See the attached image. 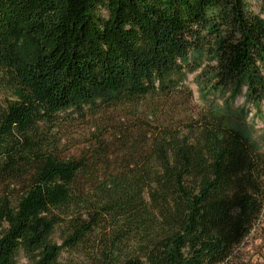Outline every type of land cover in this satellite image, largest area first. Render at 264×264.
<instances>
[{"label": "trees", "instance_id": "trees-1", "mask_svg": "<svg viewBox=\"0 0 264 264\" xmlns=\"http://www.w3.org/2000/svg\"><path fill=\"white\" fill-rule=\"evenodd\" d=\"M205 55L196 106L184 77ZM0 74L17 89L0 103V264H223L264 216V149L231 104L264 107L249 0H0ZM73 128L86 146L66 157Z\"/></svg>", "mask_w": 264, "mask_h": 264}, {"label": "rangeland", "instance_id": "rangeland-1", "mask_svg": "<svg viewBox=\"0 0 264 264\" xmlns=\"http://www.w3.org/2000/svg\"><path fill=\"white\" fill-rule=\"evenodd\" d=\"M252 11L260 13L264 17V0H249ZM209 63H213L212 59L205 55L202 65L196 70L185 74V85L192 91L194 98V105H201L203 98L207 96L206 86L202 83V72L204 67ZM15 85L0 74V103H4L7 99H15L16 95ZM226 98H232L231 93L226 95ZM235 107H243L250 109V120L256 124L257 133L255 139L259 145L264 149V107L262 111L257 112L252 107L248 108L245 105L244 99L236 98L231 102ZM260 113V114H258ZM85 133V132H83ZM79 129L73 128L62 132V145L66 149L64 156H78L85 149L86 140ZM56 244H61V236L58 229L55 230L52 239ZM81 251L63 250L59 259V264H73L82 261ZM40 254L27 255L23 250L17 252L13 264H39ZM223 264H264V216L260 223L248 234L243 241L234 247L231 255Z\"/></svg>", "mask_w": 264, "mask_h": 264}]
</instances>
